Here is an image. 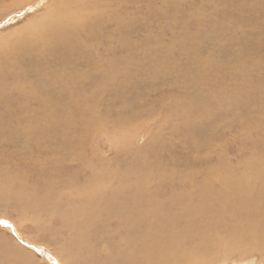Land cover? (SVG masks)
<instances>
[{
    "label": "bare ground",
    "instance_id": "1",
    "mask_svg": "<svg viewBox=\"0 0 264 264\" xmlns=\"http://www.w3.org/2000/svg\"><path fill=\"white\" fill-rule=\"evenodd\" d=\"M32 1L0 0V7L13 5L16 9L21 3ZM155 1L161 6V2L172 0ZM141 2L150 8L154 6L153 0H53L46 5L47 12L43 17L29 22L26 30L18 31L20 35L8 40L6 49L0 47L7 75L15 81L7 82L10 85L7 90L18 95L13 101L8 92V97L3 99L4 79L0 76V109L6 105L4 118L11 125L8 135L11 140L7 143L14 149L10 151L13 159L11 171L0 167V206H9L21 223H31L33 231L38 234L43 230L49 236L59 234L57 243L66 252L69 264L78 261L91 264H201L219 253L244 254L250 249H258L264 255V78L253 77L256 67L246 69L249 76L244 85L229 88L221 81L224 78L222 71L210 58L202 56L196 60L197 69L193 74L181 73L183 78L178 86L194 87L197 83V91L179 99L174 108L159 105L165 114L163 120L183 121V135L194 138L191 145L198 156L193 155L194 152L190 155L189 163L194 164L187 166V163V170L180 171L181 174L175 169H166L160 160L151 165L147 155L143 156L144 150L128 151L131 159L123 162L118 156L128 150L127 143L132 140L125 138L131 129L128 131L131 125L127 120L124 124L115 122L113 125L125 141L124 146L117 147L119 155L114 161L100 159L95 162L93 154L99 155L94 150L88 149L84 153L77 149L78 142H87L85 138H91L92 131H99L100 124L107 122L95 114L91 97L75 88L76 84L86 80L88 73L66 74L62 68L55 69L47 76L50 83L45 87L39 85L41 88L24 80L25 68L22 67L36 69L38 64L44 66L41 62L47 59L69 60L68 57L74 55H81L87 64L95 54L106 52L114 53L106 66L92 59L95 67L104 74L100 79L103 85L116 80L115 76L120 72L130 71L135 57L132 56L134 59H128L119 69L115 54H134L144 49L149 44L148 38L144 36L140 44L132 42V37L142 36L152 29L150 22L156 23L159 13L156 9L151 13L146 10L143 16L134 11ZM170 62V59L161 61V71L164 72ZM14 71L18 72L17 75ZM46 75H41L42 81ZM208 83H213L214 87ZM59 86L67 89L68 107L61 110L57 107L61 97L52 96L50 90ZM178 86L176 92L180 89ZM238 88L242 89V94ZM75 112L79 119H76ZM192 114L202 120L211 115L213 118L208 123L203 122L204 131L201 132L202 129L195 130L190 126L189 116ZM224 118L227 121L219 126ZM15 122L26 124L17 129ZM73 128L76 131L71 135L68 130ZM230 128L234 130L232 135L239 153V168H233L228 161L226 152L229 146H225L226 149L220 146L219 130ZM216 143L220 144L217 145L220 150L214 155L213 163L210 162L211 155L204 153L200 156V152Z\"/></svg>",
    "mask_w": 264,
    "mask_h": 264
},
{
    "label": "rangeland",
    "instance_id": "2",
    "mask_svg": "<svg viewBox=\"0 0 264 264\" xmlns=\"http://www.w3.org/2000/svg\"><path fill=\"white\" fill-rule=\"evenodd\" d=\"M51 1L53 0H33L31 3L23 2L18 7L16 6V9L13 7V5L0 7V42H1L0 47L3 46V48L6 49L7 48L6 44L8 40H12L16 37V35L17 37L20 35L18 31L26 30L28 28L27 26L29 22H32L36 19L38 20L41 17H43L47 12V10H45V7ZM206 1L207 0H172L171 2H167V3L161 2L162 5L160 6L157 5V2L155 0H153L152 5L154 4V6L153 7L151 6V8L147 4L145 5L147 7L142 5L144 4L143 2L138 4L137 7L134 8V11L135 10L139 11L140 13L143 14V16L146 13V10L148 13H151L155 9L158 10L159 11L157 18L158 20L157 19L155 20L156 23L158 24L156 25L155 22H150L151 25L153 26L152 29L149 28V30L145 34L143 33L142 36L134 35L132 37L133 39V40L131 39L132 42H137L141 44L143 37L146 36L148 38L149 44L144 49L139 50L134 54H130L127 52L124 53L118 52L115 54V60L117 61L119 69L125 66V63L127 62L128 59H134L132 58V56L135 57L136 61H134V64L132 65V69L130 71L126 72L125 70L120 72L119 75L115 76L117 81L120 78H122L120 79L121 81L119 82H117L116 80L109 81L110 84L114 83L111 84L112 87L110 86L109 82H107L106 85H103V83H101L100 79H103L102 76L104 74L95 67L92 59L97 61L99 60L102 63V65L106 66L107 61L109 62L110 59L113 57L112 55L114 54L113 52H110L111 54L108 52L95 54L91 59L88 60V61L91 60L92 62L90 61L87 64H85V59L84 60L81 59V55L79 56L74 55L68 57L70 61L61 59L59 57L58 58L56 57L57 59L54 57L52 60L47 59L41 62L44 64V66L38 64L35 67L36 69L39 68L44 69L41 71L38 70L39 72L36 71L34 67L33 68L30 66L22 67L25 68L24 72L26 79L24 80H26L28 84H30L35 88L36 87L41 88L42 86L45 87L48 82L50 83V80L47 76L48 74L50 75V72L52 73L53 70L55 69L62 68L66 74H71L74 72L73 74L76 75L84 74V73H86L87 75L88 73V76H86L85 78L86 80H83L81 84L80 83L76 84L75 88L78 91L81 92L83 91V93H85V95H87L88 97H91L94 103L95 114H97V116L102 121L107 120V122L100 124L99 131L96 129L93 130L92 131L93 134L91 138H85L87 139V142H82V141L78 142L77 149L80 150L81 152L83 151L84 153H86L88 149L94 150V152L97 155H99V156H95L93 154V158L95 162L100 159L102 161L104 160L105 162L114 161L116 157L119 155L116 152L117 147L120 148L122 145L124 146L125 141L124 139H122V135L120 131L114 129L113 125L115 122L116 123L122 122V124H124L127 120L130 121L129 125H131L130 127L128 126V131L130 128L131 129L125 135V138L128 137L129 141L131 139L132 140L128 142L129 144L127 143L128 150L125 152L122 151L120 153L121 157L118 156L119 158H121L123 162L127 163V161L131 159L129 152L131 153L132 150L134 151L136 149H139V150H144L143 156L145 157L147 155L146 157L150 160L151 165L155 163L156 160H160L162 164H164L163 166L166 169H170V170L175 169L177 173H179L180 171L184 172L187 170L186 167L187 163H188L187 166L189 165L192 166V164H194V163H189L190 159H192L190 158L191 157L190 155H192L194 152L193 155L198 156L197 154H195L196 151L193 150L191 145V142L194 140V138L191 139L183 135L184 134L182 133V131L184 130L183 121H179L177 119H171L167 121L163 120L164 119L163 115L165 114L162 108H160L161 105L163 108H167L168 106L174 108L178 104L177 101L179 99L187 98L189 94L190 95L192 94L191 93L192 91L193 92L197 91L199 86L197 83L194 87L192 85L178 86V83L179 81L182 80L183 75L188 73L193 74L194 71H196L197 69L196 60H198L203 56L212 59L217 64V65L215 64V66L222 71L221 74L224 76L223 79L221 78V81L224 84H226L224 86H226L227 88L232 87L233 85H236L238 87L244 85L246 78L249 76L248 71L246 69L256 67L257 69L254 70L253 77H257V79L264 78V52H263L264 51V0H255V1L254 0H213V1L208 0L207 2ZM258 26L260 27V29ZM243 33H247V34H243ZM215 34L217 37L215 36ZM250 37L253 39H251ZM228 43L230 44L228 45ZM202 44L203 46H201ZM254 50L255 52H252ZM0 54H1L0 76L2 77V79H4L3 80L4 86L1 90V95L3 99H5L8 97L9 94H11L13 96L12 98L13 101H15L18 99L17 93L15 91L7 90V88H9L10 86L9 84L12 82L14 83L15 81H13L14 80L13 77L7 75L8 74L7 66L5 65V63L2 62L3 55L1 52ZM96 55H98V57H96ZM224 57L226 59H224ZM168 58L171 61L169 63L170 66L168 64V66L166 67L167 69H165V71L163 72L161 71L162 69L159 67V63L165 60L169 61ZM45 64H48L49 66ZM232 67H234L235 70L231 71ZM26 69H31V71ZM14 73L17 75L18 72L16 73L14 71ZM46 73L47 75L42 81L41 78L43 74L45 75ZM181 73H183V75ZM37 74L40 75L37 77L36 76ZM176 76L178 78H176ZM8 79L10 82L8 81ZM208 85L211 88L214 87L213 83H208ZM177 86L181 89V91L179 89L180 92L175 91ZM50 90L52 96L55 95L57 97H61V100L57 106L60 110L65 109L66 106L68 107V105H66L67 89L65 87L59 86V87L50 88ZM110 90L111 91L113 90V92H109ZM4 91L6 92L5 97L3 96V93L5 94ZM167 91L169 92L167 93ZM238 92L240 94L243 93L241 88H238ZM116 93H118L119 95H116ZM91 95H93L94 98ZM120 95H122L123 97H121ZM113 96L114 98H112ZM161 102H165V103H161ZM110 105L111 106L113 105V107L111 108ZM137 106L138 108H136ZM5 107L4 105H2V108L0 109V167H3L4 169L8 168V171H11L10 169L13 165L12 163L13 159L11 158L10 151L14 149H11L9 145L11 140V137H9L10 136L9 131L11 130V125L9 124L10 122L7 123L8 119L4 118L6 117L5 116L6 113L3 110L6 109ZM123 112L125 114H123ZM74 115L76 116V119H79V115L77 116L76 112ZM154 118H157V120H154ZM212 118L213 116L211 115L206 117L204 120H202L199 116L192 114L189 116V121L191 122L190 126L193 127L195 130L202 129L200 131L203 132L204 123H208ZM152 120L154 122H152ZM162 120L164 121L163 124L160 123L163 122ZM222 120L219 122V126L223 125L224 122L227 121V118H224ZM155 121L158 123H156ZM1 122H4V124H2ZM61 122H63V120H61ZM16 123L17 122H15V126L18 129L21 128L25 122L22 123L20 122L19 124ZM195 123H197L196 126ZM146 124L148 126L147 128H146ZM156 125H158V128ZM161 125L163 127H161ZM198 126L200 128H198ZM75 128L68 130V133H70L71 135L75 134L76 131ZM138 130L139 131L141 130L142 132H139ZM173 130L175 133L173 132ZM64 132L65 131H61V133ZM154 132H156L157 134ZM219 132H220L219 135H220L221 145L219 143H216V145L215 144L210 145L206 151L200 152V156L203 155L204 153L211 155L212 158L210 162L213 163V160L215 161L216 158L214 155L220 150V147H218L217 145H220L221 148L223 147L224 149H226L225 146H229L226 152V156H228V161L232 164L233 168H239L241 166V164L238 163L239 153L237 152V148L234 143L235 138L232 135L234 134V130L232 129L224 130V131L219 130ZM82 133L86 134L89 132L83 131ZM128 135L129 136L131 135V137H129ZM133 137H135V139ZM162 145H164L165 148ZM177 151L180 153H178ZM122 164L123 163H121L120 165ZM9 208H10L9 206L7 207L0 206V263L1 264H69V259L66 256V252L61 250V244L59 242L57 243L56 238L57 237L58 239L60 238L59 234L55 236H49L47 231L45 230H43L42 232L40 231V234H38L37 232L33 231L31 223L29 222L21 223L16 212L11 210V208L10 209ZM209 259L208 258L205 259L203 261L204 263L201 264H264V255H262V253L258 249H253V250L250 249L249 251L247 250L244 252V254H240L238 252L232 253L230 255L219 253L218 256L211 258V260ZM77 264H91V263L90 262L87 263L84 261H80L79 263L78 261Z\"/></svg>",
    "mask_w": 264,
    "mask_h": 264
}]
</instances>
